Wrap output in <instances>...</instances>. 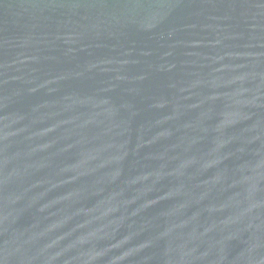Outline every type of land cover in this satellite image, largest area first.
<instances>
[{
	"label": "water",
	"instance_id": "obj_1",
	"mask_svg": "<svg viewBox=\"0 0 264 264\" xmlns=\"http://www.w3.org/2000/svg\"><path fill=\"white\" fill-rule=\"evenodd\" d=\"M0 264H264V0H0Z\"/></svg>",
	"mask_w": 264,
	"mask_h": 264
}]
</instances>
